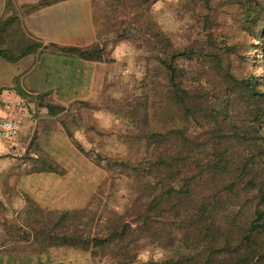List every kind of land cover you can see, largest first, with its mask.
<instances>
[{
    "label": "trees",
    "instance_id": "1",
    "mask_svg": "<svg viewBox=\"0 0 264 264\" xmlns=\"http://www.w3.org/2000/svg\"><path fill=\"white\" fill-rule=\"evenodd\" d=\"M242 15L244 38L259 46L264 69V0L247 4ZM94 16L92 45L55 47L104 62L103 29ZM11 21H0V57L16 61L39 45L15 52L5 40ZM214 25L204 17V36L183 48L159 29L148 36L159 68L127 113L128 138L142 147L120 165L132 181L133 199L91 235L79 226L65 228L69 213H60L37 232L45 249L77 248L125 264L145 240L167 251L161 264H264V72L250 71L235 44L218 41ZM136 29L144 37L149 26L142 22ZM188 62L197 67L192 74ZM45 107L52 114L54 107ZM42 166L41 171L61 173L51 161Z\"/></svg>",
    "mask_w": 264,
    "mask_h": 264
},
{
    "label": "rangeland",
    "instance_id": "2",
    "mask_svg": "<svg viewBox=\"0 0 264 264\" xmlns=\"http://www.w3.org/2000/svg\"><path fill=\"white\" fill-rule=\"evenodd\" d=\"M94 1L98 29H103L105 42V61L98 69L99 77L71 102L47 103L54 107L52 114L37 103L28 106L25 111L30 119L24 130L9 141L7 150H0V176L6 177L1 184L4 189L10 177H63L58 184L54 182L57 179H28V189L24 183H15L20 192H9L11 206L19 210L13 215V223L24 228L14 227V249L27 239L28 243H22L23 250L25 246H41L42 237L37 232L62 212L69 213L65 228L79 226L90 235L98 233L111 212L122 214L133 199L132 181L122 174L120 165L133 158L142 143L128 138L132 129L127 113L145 91L152 70L159 68L148 39L156 29L175 47L183 48L204 36L208 29L201 26L207 17L214 21L218 41L225 38L235 44L238 54L247 56L250 71L264 72L259 67L260 48L251 45L253 39L244 38L240 23L244 8L256 0ZM135 16L139 17L136 21ZM142 22L149 26L148 31L144 29V37L136 29ZM184 65L191 74L197 69L193 63ZM43 161L57 164L61 173L39 170ZM45 185H60L68 190L52 194L44 191ZM60 206L69 208L53 209ZM137 245L125 264H161L168 258L167 251L156 244L141 240ZM67 248L55 247L44 264H117L110 255L77 248H70L74 250L70 252Z\"/></svg>",
    "mask_w": 264,
    "mask_h": 264
},
{
    "label": "crops",
    "instance_id": "3",
    "mask_svg": "<svg viewBox=\"0 0 264 264\" xmlns=\"http://www.w3.org/2000/svg\"><path fill=\"white\" fill-rule=\"evenodd\" d=\"M40 1L0 0V21L12 18L5 40L11 42L15 52L21 46L26 47L33 43L39 45L16 61L0 57V118H20L18 134L24 130L26 120L30 119V116L26 109L14 112L6 109L3 102L13 104L24 100L27 107L34 103L44 107L47 103H69L75 99V95L83 94L84 88L86 90L93 86L95 79L99 77L98 69L103 64L64 53L58 48H85L97 40L94 0H56L38 8H30ZM9 141L0 140V150H7ZM4 177L5 175L0 176V264H44L55 247L45 249L42 245L32 248L25 246L23 250L22 243H28L27 239L20 241V248L14 249V227L24 226L13 223V215L18 214L19 210L11 206L9 192L12 189L20 192L19 187L15 185L17 182L24 183L28 189V179H44L43 182L47 179H57L54 182L58 184L63 182V177L40 175L38 178L30 176L26 180H13V177H10L8 183L4 182L5 189L1 187L3 179H6ZM43 189L52 194L68 190L60 185H45ZM68 208L60 206L53 209ZM68 248L70 252L74 251Z\"/></svg>",
    "mask_w": 264,
    "mask_h": 264
},
{
    "label": "built area",
    "instance_id": "4",
    "mask_svg": "<svg viewBox=\"0 0 264 264\" xmlns=\"http://www.w3.org/2000/svg\"><path fill=\"white\" fill-rule=\"evenodd\" d=\"M6 109L14 112L27 109V102L20 100L16 103L3 102ZM21 119L15 116L0 118V140H13L19 133Z\"/></svg>",
    "mask_w": 264,
    "mask_h": 264
}]
</instances>
